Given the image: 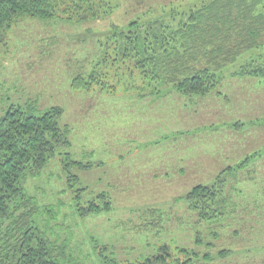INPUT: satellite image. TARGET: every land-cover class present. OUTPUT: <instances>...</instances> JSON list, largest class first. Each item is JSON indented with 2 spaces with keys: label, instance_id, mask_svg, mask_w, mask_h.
I'll return each instance as SVG.
<instances>
[{
  "label": "rangeland",
  "instance_id": "obj_1",
  "mask_svg": "<svg viewBox=\"0 0 264 264\" xmlns=\"http://www.w3.org/2000/svg\"><path fill=\"white\" fill-rule=\"evenodd\" d=\"M100 1L95 20L24 18L1 46L0 117L33 103L60 107L68 126L69 146L24 182L38 227L68 236L83 264H101L103 245L135 264L162 244L169 264H264V75L240 73L264 68V42L224 67L219 93L143 95L135 71L102 63L112 27L178 19L211 0ZM198 184L213 186L203 212L187 196Z\"/></svg>",
  "mask_w": 264,
  "mask_h": 264
},
{
  "label": "trees",
  "instance_id": "obj_2",
  "mask_svg": "<svg viewBox=\"0 0 264 264\" xmlns=\"http://www.w3.org/2000/svg\"><path fill=\"white\" fill-rule=\"evenodd\" d=\"M102 8L97 0H0V50L6 32L24 18L79 23L98 19ZM262 9L264 0H211L178 19L170 16L149 25L133 21L123 30L112 27L102 63L110 58L117 69L125 66L129 77L135 71L142 84L133 87L143 95H160L169 87L190 98L219 93L224 67L263 44ZM240 73L264 75V68L256 65ZM82 80L74 79L73 85L79 88ZM62 113L60 107L41 111L33 103L11 104L0 117V264H83L70 253L68 236L53 240L48 224L38 227L43 213L24 193L26 178L38 175L59 148L69 146ZM77 163L70 161L72 166ZM212 188L194 186L187 193L192 206L203 212L198 206ZM49 212L47 221L55 217L54 210ZM112 255L106 245L100 247L101 264H119ZM172 258L170 247L162 244L135 264H169Z\"/></svg>",
  "mask_w": 264,
  "mask_h": 264
}]
</instances>
